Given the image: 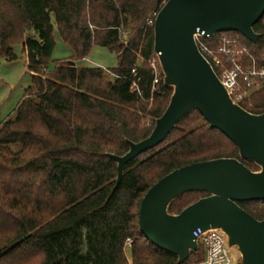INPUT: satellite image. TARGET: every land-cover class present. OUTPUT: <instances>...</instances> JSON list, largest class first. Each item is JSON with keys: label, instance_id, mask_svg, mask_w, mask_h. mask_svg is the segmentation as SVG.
I'll return each instance as SVG.
<instances>
[{"label": "trees", "instance_id": "16d2710c", "mask_svg": "<svg viewBox=\"0 0 264 264\" xmlns=\"http://www.w3.org/2000/svg\"><path fill=\"white\" fill-rule=\"evenodd\" d=\"M168 1V0H166ZM165 0H0V59L23 45L31 85L0 124V264H179L154 246L139 225L141 202L159 180L182 167L221 158L242 160L237 147L197 110L168 138L132 161L113 195L118 172L109 155L153 132L173 88L154 52V25ZM73 57L47 67L54 28ZM253 44L240 33L258 69L264 67V17ZM217 34L207 44L217 46ZM94 47L117 57L115 68L80 67ZM252 61V62H253ZM158 83H155V81ZM240 106L264 114V82ZM208 194L189 193L168 209L178 215ZM238 205L264 220V202ZM200 246L182 264H200Z\"/></svg>", "mask_w": 264, "mask_h": 264}, {"label": "water", "instance_id": "95a60500", "mask_svg": "<svg viewBox=\"0 0 264 264\" xmlns=\"http://www.w3.org/2000/svg\"><path fill=\"white\" fill-rule=\"evenodd\" d=\"M263 17L264 0H168L156 16L154 52L164 84L173 88V95L147 139L130 143L124 156L109 155L118 172L111 195L127 165L162 144L191 110L225 135L242 160L260 168L253 172L229 158L194 163L173 171L148 190L139 211L141 232L157 248L176 255L179 264L198 251L193 236L197 229L224 233L229 246L239 251L238 264H264V220L238 205L264 202V114H251L233 103L194 38L197 31L210 36L237 32L256 44L260 36L253 28ZM189 193L208 197L171 215L169 206Z\"/></svg>", "mask_w": 264, "mask_h": 264}, {"label": "built area", "instance_id": "2783aa9c", "mask_svg": "<svg viewBox=\"0 0 264 264\" xmlns=\"http://www.w3.org/2000/svg\"><path fill=\"white\" fill-rule=\"evenodd\" d=\"M149 25H154L150 21ZM217 34H195V42L202 56L210 64L221 84L228 92L233 103L240 105L249 98L264 82V67L258 69L250 51L245 48L238 37L219 34L217 46H209L207 41L213 40ZM155 83H158L156 80ZM198 246L205 248V259L200 264H238L231 256V248L224 233L219 230L203 232L197 229L193 234Z\"/></svg>", "mask_w": 264, "mask_h": 264}, {"label": "rangeland", "instance_id": "374dc122", "mask_svg": "<svg viewBox=\"0 0 264 264\" xmlns=\"http://www.w3.org/2000/svg\"><path fill=\"white\" fill-rule=\"evenodd\" d=\"M54 40L56 46L47 67L48 72L54 71L55 61L68 60L73 57L72 50L62 41L56 27L54 28ZM12 54L16 57L13 61L5 58L0 59V124L13 116L18 103L25 96L32 80L23 45H15ZM76 63L80 67H99L104 70L115 68L118 65L116 55L102 47H94L87 58ZM230 253L236 262L240 255L238 249L233 247Z\"/></svg>", "mask_w": 264, "mask_h": 264}]
</instances>
